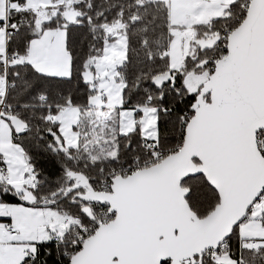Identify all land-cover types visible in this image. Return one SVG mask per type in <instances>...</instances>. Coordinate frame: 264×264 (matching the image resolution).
Listing matches in <instances>:
<instances>
[{"label":"snow or ice","instance_id":"6c2138e0","mask_svg":"<svg viewBox=\"0 0 264 264\" xmlns=\"http://www.w3.org/2000/svg\"><path fill=\"white\" fill-rule=\"evenodd\" d=\"M0 264H264V0H0Z\"/></svg>","mask_w":264,"mask_h":264},{"label":"trees","instance_id":"16d2710c","mask_svg":"<svg viewBox=\"0 0 264 264\" xmlns=\"http://www.w3.org/2000/svg\"><path fill=\"white\" fill-rule=\"evenodd\" d=\"M37 159L42 168H45L46 170L52 169V161L48 157L40 154Z\"/></svg>","mask_w":264,"mask_h":264}]
</instances>
